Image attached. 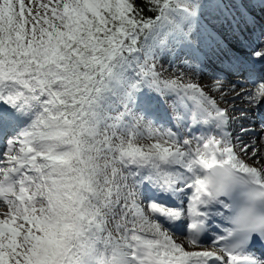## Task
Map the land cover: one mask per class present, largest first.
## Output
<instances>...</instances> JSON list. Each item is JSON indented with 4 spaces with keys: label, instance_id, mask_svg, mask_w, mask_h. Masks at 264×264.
Segmentation results:
<instances>
[{
    "label": "snow or ice",
    "instance_id": "1",
    "mask_svg": "<svg viewBox=\"0 0 264 264\" xmlns=\"http://www.w3.org/2000/svg\"><path fill=\"white\" fill-rule=\"evenodd\" d=\"M257 6L0 0V264H264Z\"/></svg>",
    "mask_w": 264,
    "mask_h": 264
}]
</instances>
